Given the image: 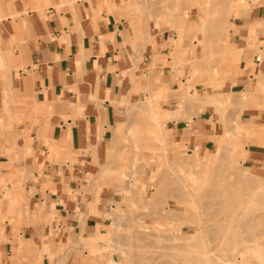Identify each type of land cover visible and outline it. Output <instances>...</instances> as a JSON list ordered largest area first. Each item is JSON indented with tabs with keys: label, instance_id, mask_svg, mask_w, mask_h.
<instances>
[{
	"label": "rangeland",
	"instance_id": "1",
	"mask_svg": "<svg viewBox=\"0 0 264 264\" xmlns=\"http://www.w3.org/2000/svg\"><path fill=\"white\" fill-rule=\"evenodd\" d=\"M134 1L172 46L179 109L166 112L168 87L122 103L86 190L96 202L103 190L118 195L116 209L106 234L84 248L94 264H263L254 249L264 253V0ZM250 12L255 33L236 46ZM248 56L263 65L237 86ZM193 116L210 118L213 132L195 135L189 152L190 138L170 124ZM258 125L260 143L251 138ZM56 251L45 241L41 260Z\"/></svg>",
	"mask_w": 264,
	"mask_h": 264
},
{
	"label": "crops",
	"instance_id": "2",
	"mask_svg": "<svg viewBox=\"0 0 264 264\" xmlns=\"http://www.w3.org/2000/svg\"><path fill=\"white\" fill-rule=\"evenodd\" d=\"M136 6L134 0H0V259L5 264H94L83 242L106 234L118 195L103 190L96 202L86 190L98 179L95 162L105 161L106 138L121 120L122 103L168 87L172 109L166 112L179 109L182 90L169 67L172 46L153 28L152 14H138ZM253 15L232 44H246L243 36L255 33ZM253 60H244L237 86L253 80L263 65L260 57ZM209 121L175 120L170 131L190 138L193 152L197 136L213 132ZM262 127L251 137L258 143ZM45 241L57 245L50 262L40 257Z\"/></svg>",
	"mask_w": 264,
	"mask_h": 264
},
{
	"label": "bare ground",
	"instance_id": "3",
	"mask_svg": "<svg viewBox=\"0 0 264 264\" xmlns=\"http://www.w3.org/2000/svg\"><path fill=\"white\" fill-rule=\"evenodd\" d=\"M212 97H213V96H212ZM215 97H217V96L214 95V99L216 100ZM254 198H255V197H253V199L250 200V201H251V202H254V200H255ZM260 247H261V246H260ZM263 247H264V246H263ZM254 250H256V251L254 252V253H255V257H256V259L264 264V253H262V252L260 251V249L258 250V251H260V254H259V252L257 251V249H254ZM109 263H110V262H109ZM110 264H112V263H110ZM225 264H235V262H234V261H231V262H227V263H225Z\"/></svg>",
	"mask_w": 264,
	"mask_h": 264
}]
</instances>
